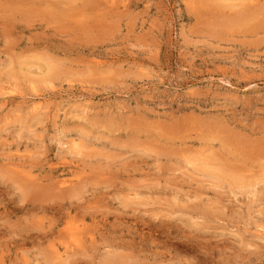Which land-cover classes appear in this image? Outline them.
<instances>
[{"label": "rangeland", "instance_id": "rangeland-1", "mask_svg": "<svg viewBox=\"0 0 264 264\" xmlns=\"http://www.w3.org/2000/svg\"><path fill=\"white\" fill-rule=\"evenodd\" d=\"M53 244L264 264V0H0V264Z\"/></svg>", "mask_w": 264, "mask_h": 264}, {"label": "bare ground", "instance_id": "bare-ground-1", "mask_svg": "<svg viewBox=\"0 0 264 264\" xmlns=\"http://www.w3.org/2000/svg\"><path fill=\"white\" fill-rule=\"evenodd\" d=\"M110 1V0H109ZM114 1V0H113ZM116 1V0H115ZM36 104H38V103H36ZM36 104H35V106H36ZM41 103H39V105H40ZM35 106H32L31 107V109L33 108V107H35ZM41 107V106H40ZM36 108V110H37V106L35 107ZM34 109V108H33ZM39 109V108H38ZM85 109H87V108H84V110ZM83 110V109H82ZM81 110V111H82ZM83 110V112L82 113H84L85 111ZM65 183V182H64ZM65 185V184H64ZM74 186V185H73ZM66 187V186H65ZM61 189H62V187H60ZM68 188V187H67ZM73 188V187H72ZM59 189V188H58ZM69 189V188H68ZM55 191V190H54ZM62 191L64 192L65 190H61L60 192L62 193ZM52 192V191H51ZM65 193V192H64ZM79 194V193H78ZM55 195V194H54ZM67 195V194H66ZM60 206V205H59ZM62 206V205H61ZM63 208V207H62ZM74 207H68L67 208V211L69 210V213L70 214H72V210L71 209H73ZM24 209H26V207L25 208H21V210H22V212H24L25 210ZM45 209V208H44ZM43 209V210H44ZM24 210V211H23ZM33 210V209H32ZM71 210V211H70ZM75 210V209H74ZM45 211V210H44ZM28 212V211H27ZM58 212V211H57ZM26 213V212H25ZM70 214L66 217V218H68V220H69V222L67 223V225H69L68 227H66L65 228V232L63 233V231H58L57 233H53V229H54V227H53V225H52V228H49L50 229V233H48V235H45L46 237L45 238H47V239H45V240H47V242L49 243L50 242V239H52L53 241H57V242H59L60 243V245H62V247L64 248L65 247V252L66 253H68L67 252V249H68V247H67V245L65 246V242L63 241L64 240V235L66 234V232H68L69 230L71 231V226H70V223L72 222V218L70 217ZM79 215V214H78ZM84 216H85V214H84ZM83 216V217H84ZM71 218V219H70ZM42 229V228H41ZM40 229V230H41ZM47 230V229H46ZM39 231V230H38ZM43 231V230H42ZM34 232V231H33ZM36 233V232H35ZM40 233V232H39ZM42 234H43V232H41ZM81 234V233H80ZM83 234V233H82ZM88 234V233H87ZM92 234V233H91ZM93 235V234H92ZM84 237H85V239H86V237H87V235H83ZM33 237V236H32ZM36 237V236H35ZM42 237H43V235H42ZM70 238H72L73 240H71L72 242H70V243H72V244H70L69 242H68V245L69 246H73V245H78V246H80V245H82L83 246V244H82V242H83V239H82V236L80 235H77V238H75V236L73 235V234H71L70 235ZM34 239V238H33ZM43 239V238H42ZM88 239H89V237H88ZM94 239V238H93ZM38 240V239H37ZM44 240V241H45ZM49 240V241H48ZM67 240V239H66ZM28 241V240H27ZM90 241V240H89ZM34 242V241H33ZM40 242H42V241H40ZM95 242V241H94ZM45 243V242H44ZM84 243V242H83ZM88 244H89V242H87ZM96 243V242H95ZM57 245V244H56ZM94 245V244H93ZM113 245V244H112ZM118 246V245H117ZM52 247H53V249H52V253H51V256H52V254H53V259L51 258V260H53V262H51V264H73L74 263V261H71V258H73V256H75L76 258L78 257V254H76V255H71V257H67V258H65L62 254H60L59 252H58V250L55 248V245L53 244L52 245ZM85 248V247H84ZM120 248V247H119ZM62 250V249H61ZM76 250H78V248H76ZM128 251V250H127ZM62 252V251H61ZM75 253H77V252H80V254H81V251H74ZM83 252V251H82ZM121 252V251H120ZM110 253V252H109ZM114 253V252H113ZM49 254V253H48ZM74 254V253H73ZM83 254V253H82ZM81 254V255H82ZM115 254V253H114ZM113 254V256H115ZM117 254V253H116ZM120 254V253H119ZM67 255V254H66ZM69 255V254H68ZM85 255V253L83 254V256ZM86 255H87V252H86ZM89 255V254H88ZM87 255V256H88ZM123 256V255H122ZM122 256H120V257H122ZM65 259H64V258ZM80 257V256H79ZM82 257V256H81ZM81 257L80 258H77V259H81ZM84 257H86V256H84ZM107 257H110V256H107ZM87 258V257H86ZM70 259V261H68ZM73 260H75V258L73 259ZM111 260V259H110ZM55 261H58V262H55ZM76 262V261H75ZM80 263V262H79ZM76 264V263H75Z\"/></svg>", "mask_w": 264, "mask_h": 264}]
</instances>
